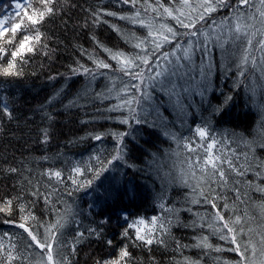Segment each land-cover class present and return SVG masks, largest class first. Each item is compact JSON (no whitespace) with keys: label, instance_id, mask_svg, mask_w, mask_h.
<instances>
[{"label":"trees","instance_id":"trees-1","mask_svg":"<svg viewBox=\"0 0 264 264\" xmlns=\"http://www.w3.org/2000/svg\"><path fill=\"white\" fill-rule=\"evenodd\" d=\"M15 2L3 0L0 3V12L3 13L0 19L8 15L6 23L9 27L12 22H22L27 27L25 18L17 20L15 17ZM20 2L23 3V0ZM30 2L39 7V0ZM148 2L154 6L155 0ZM160 2L163 3V0ZM53 3L56 5L55 14L41 22V41H33L35 50L23 53L16 60L22 75H0V208L5 206L6 201H12L15 209L14 213L7 209L0 212V242L3 244L0 264H8L9 251L13 256L22 253L25 257L31 252L26 248L24 239L27 233H23L24 238H21L19 234L23 230L4 223L5 219L15 225L25 223L30 230L38 231L43 239L46 235L44 226L63 215L64 205L56 202L61 195L68 204H74L78 220V223H68L62 229L65 246L60 248V252L70 256V264H97V261L103 264L105 259L118 258L120 249L125 245L130 252L128 264H185L186 260L201 259L203 264H215L218 256L221 260L234 258V253L227 252L228 244L216 237H211L209 243L214 247H223V254L195 246L197 237L208 235V230L205 226L204 231H198V220L194 229L191 226L194 217L187 210L179 213L178 223L175 217H169L173 225L170 233L165 234L163 244L137 246L134 234L129 239H123L121 232L126 227V217L129 220L143 217L150 227L153 215H163L157 206L161 195L167 207H187L182 202L188 190L172 183L166 174L175 175L181 169L186 170L184 159L188 152L183 148L184 138L192 137L190 147L196 148L199 142V138L193 135L196 127H206L216 137L217 147L225 152L239 149L240 160L243 161V153L248 151L244 142L258 140L259 133L264 132V71L259 67L253 68L251 58L243 66L240 57L246 53L232 41L222 45L210 44L206 59L197 51L190 58L177 62L181 65L179 71L173 74L170 69L163 77L165 82L171 80L176 85V93L181 97L179 107H173L157 82L149 87L151 99H145L141 105L140 122L118 123L119 113L104 111L117 103L115 99H93L106 84L111 86L108 74L100 72L93 81L88 76L72 73L71 69L76 68L77 63L95 69L96 66L88 58L92 55L110 63L112 67L108 72L119 75L117 62L111 60L105 49L124 53L125 57L134 55L139 50L133 47L136 41L132 35L143 38L147 36V28L137 31L140 25L133 28L114 17L101 16L100 22H94L92 13L97 8L101 12L115 11L117 17L129 14L128 7L110 4L109 0H53ZM113 24L121 31H115L111 27ZM172 26L176 27L174 21ZM23 35L32 33L20 32L15 39L9 33L7 38H0V47L10 54L19 47ZM258 39L259 36L253 37V42ZM9 41H12V46ZM245 47L248 46L245 44ZM258 47L249 48L247 53L255 57L257 64L262 55ZM165 50H169L167 46ZM8 59H11L10 55ZM6 66V61L0 62V68ZM116 82L118 84L119 79ZM90 92L91 95L85 99ZM78 98L79 103H72ZM4 108L9 110L10 116L5 115ZM45 129L48 132L47 143L43 142ZM119 133H123L119 152H115L111 163L88 188L69 197L63 183L57 184V178L48 175L50 171L59 170L62 172L59 179L67 181L71 165L87 160L98 150L101 154L105 150L113 153V141ZM93 134H102L105 143L98 145L89 139ZM221 140L229 147L220 145ZM254 150L257 158L264 159V148L257 144ZM176 151L181 153L179 158L173 154ZM198 151L203 154L204 149L199 148ZM197 158L192 157L194 161ZM10 168L19 171L13 173ZM247 179H254L251 172ZM67 182L70 186V181ZM53 185L56 186L54 194ZM37 188L39 197L33 195ZM46 193L51 194L48 204L45 203ZM228 195L231 206L234 193L229 192ZM251 196L252 199H244L243 203L235 202V207L237 214L244 217L245 231L254 229L251 235L258 242V233L264 224L259 208L264 194L253 191ZM17 197L22 199L17 201ZM53 202H56L55 208L52 207ZM223 203L221 200V209ZM21 204L35 219L21 218ZM188 206L193 212L205 211L196 205ZM24 215L27 217L28 212ZM248 217L254 219L249 220ZM88 227L97 228L101 236L98 238L95 233L88 235ZM77 230L84 232V238L78 242L74 240ZM5 232L8 235H4ZM108 239L114 241L115 247L107 245ZM178 243L181 247L177 246ZM13 244L17 245L16 249L12 248ZM31 259L32 264H36L38 256L33 254ZM16 264H20L19 259Z\"/></svg>","mask_w":264,"mask_h":264},{"label":"snow or ice","instance_id":"snow-or-ice-1","mask_svg":"<svg viewBox=\"0 0 264 264\" xmlns=\"http://www.w3.org/2000/svg\"><path fill=\"white\" fill-rule=\"evenodd\" d=\"M2 2L3 0H0V3ZM109 3L119 4L121 8L128 7L129 14L117 17L115 11L101 12L97 8L92 13L94 22H100L101 16L114 17L120 21H125L133 28L140 25L136 29L137 31H143L144 28H147V36L143 38L132 35V39L136 41L133 47L139 51H136L134 55L125 57L124 53H113L111 49H105L111 60L117 62L119 75L115 72H108L112 67L110 63L98 60L92 55H89L88 58L96 66L95 69H89L77 63V67L71 71L88 76L93 81L100 72L108 74L110 77L108 82L111 86L106 84L104 90L97 92L93 99L102 101L115 99L117 103L111 104L104 111L119 113L118 123L140 122L141 105L145 99H151L149 87L157 82H159L161 89L166 92L173 107H179L181 97L176 93V85L171 80L165 82L163 77L170 69L173 74L179 71L181 65L177 62L190 58L197 51L206 59L209 55L210 44L222 45L232 41L240 46L239 50L246 53L240 57L243 66L251 58L253 68L259 67L261 71H264V0H175V2L163 0V3L160 0H155L154 6L148 0H109ZM14 8L16 19L20 20L23 17L28 25L24 27L22 22H12L9 27L6 23L9 21V16L4 15L0 19V38H7V35L11 33L15 39L23 31H28L32 35H23L19 47L11 51L10 54L6 53L4 47H0V62H7L6 67L0 68V75L5 77L22 75L16 60L23 53H32L35 50L32 42H40L42 39V33L39 30L41 22L45 21V17H51L55 14L56 5L53 0H39V7L30 0H23V3L16 0ZM149 12H151L150 17ZM2 14L0 12V15ZM216 17L219 19L217 20ZM172 21L175 22L176 27L172 26ZM111 27L117 32L121 31L115 24ZM122 35L126 34L122 33ZM256 36H259L260 39L254 43L253 37ZM245 44L248 47H245ZM9 45L12 46V41H9ZM257 45L259 46L258 51L262 54L259 64H257L254 56L247 54L249 48L255 49ZM165 46L169 50H165ZM44 47L47 46L44 45ZM8 55L11 56V59H8ZM121 64L123 67H120ZM173 66L175 67L173 68ZM117 79H119L118 84ZM91 92L84 98L87 99ZM113 94L115 95L113 96ZM72 103H79V98ZM3 111L5 115L10 116L7 108H4ZM122 135L123 133L116 134L112 145L115 150L113 153H108L105 150L101 154L98 150L87 160H81L71 165L67 177L70 186L67 181L59 179L62 176L61 171H50L48 175H54L57 178V184L63 183L67 195L72 197L74 193L88 188L93 180L111 163V157L115 152H119L122 146L119 143ZM193 135L199 138L196 148L190 147L192 137L184 138L183 148L187 149L188 152L184 159L186 170L181 169L175 175L166 174L170 176L172 183L188 190V194L182 202L187 207L185 209H177L175 206L167 207L163 202L164 197L161 195L157 206L163 215L159 217L153 215L150 220V227L143 217L130 220L126 217V227L123 228L121 237L129 239L134 234L135 241L138 242L137 246H151L154 243L163 244L165 234L170 233L173 225V220L169 217H175L178 223L179 213L182 210H187L194 217L191 222L194 229L197 228L198 220V231H204L205 226L208 230V235L197 237L196 247L202 250L206 249L208 252L214 250L217 254H223L225 252L223 247H214L209 243L211 237H216L228 244L227 252L235 254L234 258L223 260L218 256L215 264H264V224L261 225L262 231L258 233L259 240L257 242L251 235L254 229L248 228L245 231L244 217L237 214L235 207L237 201L243 203L244 199H252L251 193L253 191L264 194V159L257 158L254 150L257 144L260 148H264V132L259 133L260 138L258 140L244 142L248 151L243 153V161L240 160L239 149L225 152L222 148H218L216 137L206 127H196ZM44 136L43 142L47 143L48 132L46 129ZM89 139L94 140L98 145L105 143V137L102 134H93L89 136ZM176 143L179 148L180 140L178 139ZM219 144L224 145V141H219ZM228 147V145H224V148ZM199 148L204 149L203 154L199 153ZM173 154L177 158L181 155L179 151ZM193 156L198 158L194 161ZM9 171L15 173L19 169L10 168ZM249 172L252 173L253 180L247 179ZM241 188L244 189L243 193ZM55 191L56 186L53 185L52 194ZM229 192L234 193L231 206L228 202L230 199ZM33 195L39 197V188L35 189ZM21 199V197H17V201ZM49 199H51V194L46 193V204H48ZM221 200L224 202L223 209L220 207ZM56 202L64 205L63 215L58 216L54 223L44 226L46 235L43 239L40 238L38 231L30 230L25 223L15 225L13 221L5 219L4 223L12 224L14 227L23 230L19 234L21 238H24L23 233H27V238H24L26 248L31 249L27 257L22 253L13 256L12 252L9 251L8 264H16L17 259L20 260V264H32L31 257L33 254L38 256L36 264H70V256L61 255L60 252V248L65 246L62 229L68 223H78L76 220L77 213L74 210V204H68L62 195L56 198ZM56 202H53V208H55ZM188 205L202 207L205 211L203 213L193 212ZM259 208L260 219L264 221V199L260 201ZM6 209L8 212L14 213L12 201H6L5 206L0 208V212H4ZM26 212H28L27 217L24 215ZM20 214L22 219H35L23 204L20 206ZM248 219L252 220L254 217H248ZM86 231L88 235L95 233L98 238L101 236L97 228L88 227ZM4 235H8V233L5 232ZM83 238L84 232L77 230L74 240L78 242ZM106 243L109 247H115L114 241L111 239H108ZM177 246L181 247L179 243ZM16 247V244L12 245L13 249ZM0 248H3L2 242H0ZM129 260L130 252L128 246L125 245L120 249L118 258L105 259L103 264H128ZM97 264H101V262L97 261ZM185 264H203V259L201 261L186 260Z\"/></svg>","mask_w":264,"mask_h":264}]
</instances>
